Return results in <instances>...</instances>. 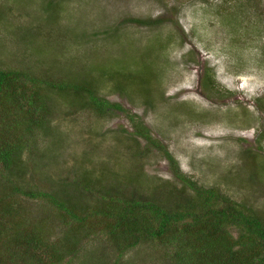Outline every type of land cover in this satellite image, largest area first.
<instances>
[{
    "label": "rangeland",
    "instance_id": "374dc122",
    "mask_svg": "<svg viewBox=\"0 0 264 264\" xmlns=\"http://www.w3.org/2000/svg\"><path fill=\"white\" fill-rule=\"evenodd\" d=\"M90 62L105 70L97 93L121 109L98 116L53 94L52 128L37 132L9 178L81 206L113 185L170 203L184 183L161 148L125 132L136 113L183 174L264 214V0H0L2 71L76 80ZM15 198L65 241L47 202ZM78 242L67 264H178L142 238L121 254L100 232Z\"/></svg>",
    "mask_w": 264,
    "mask_h": 264
},
{
    "label": "trees",
    "instance_id": "16d2710c",
    "mask_svg": "<svg viewBox=\"0 0 264 264\" xmlns=\"http://www.w3.org/2000/svg\"><path fill=\"white\" fill-rule=\"evenodd\" d=\"M153 21L147 22L155 24ZM82 68L75 70L82 71L76 80L65 81L0 69V264H67L65 257L70 255L72 259L83 235L97 232L114 242L120 254L142 238L166 245L161 247L165 255L178 264H264V214L248 199H232L219 193L218 188L201 185L183 174L171 153L152 137L136 113L128 114L131 129L125 132L144 138L151 148H161L173 177L184 183L170 203L164 204L156 196L141 198L113 185L96 195L97 203L81 206L43 191L31 179V186H27L9 178L5 170L17 165L24 152L33 154L37 132L52 128L48 100L53 94L69 101L79 98L77 105L87 106L98 116L121 109L97 93L95 76L105 71L101 70L103 65L90 62ZM105 75L113 88H118L113 74L107 71ZM117 90L130 93L120 87ZM140 90L146 95V89ZM141 97L148 102V97ZM90 182L84 180L78 186ZM65 183L62 185L76 186L71 181L70 185ZM16 192L40 198L29 202H47L54 210L51 215L64 226L65 241L52 240L43 219L33 221L25 215L24 203L15 198ZM71 231L77 233L72 240L68 234Z\"/></svg>",
    "mask_w": 264,
    "mask_h": 264
}]
</instances>
